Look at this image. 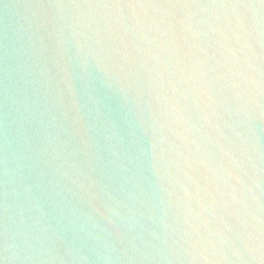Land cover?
<instances>
[{
  "label": "clouds",
  "instance_id": "9594fccd",
  "mask_svg": "<svg viewBox=\"0 0 264 264\" xmlns=\"http://www.w3.org/2000/svg\"><path fill=\"white\" fill-rule=\"evenodd\" d=\"M0 264H264V0H0Z\"/></svg>",
  "mask_w": 264,
  "mask_h": 264
}]
</instances>
